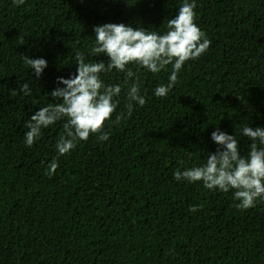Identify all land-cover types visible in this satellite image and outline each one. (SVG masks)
<instances>
[{"label":"trees","instance_id":"obj_1","mask_svg":"<svg viewBox=\"0 0 264 264\" xmlns=\"http://www.w3.org/2000/svg\"><path fill=\"white\" fill-rule=\"evenodd\" d=\"M182 3L0 0V264H264V199L241 210L232 191L174 179L217 150V128L242 156L251 141L241 129L264 128V0H196L209 48L185 62L164 97L153 92L171 65L151 73L130 64L146 100L130 116L124 73H102L122 89L102 129L107 141L90 134L57 160L62 120L24 144L25 122L58 102L48 94L76 72L77 53L107 63L92 52L94 26L162 34ZM26 57L47 60L39 79ZM26 82L31 95L16 94Z\"/></svg>","mask_w":264,"mask_h":264},{"label":"clouds","instance_id":"obj_2","mask_svg":"<svg viewBox=\"0 0 264 264\" xmlns=\"http://www.w3.org/2000/svg\"><path fill=\"white\" fill-rule=\"evenodd\" d=\"M12 3L19 7L25 0H12ZM196 7V0H183L176 15L167 21L166 31L162 34L124 23L94 26L95 46L92 52L97 57H106L107 63L103 60L88 62L84 55H75L73 64L76 72L68 78L58 77V86L48 94L58 102L40 107L25 122L24 127L28 129L23 138L25 146L31 148L41 138L43 129L62 120L66 122L55 144L57 160L72 151L79 141H87L90 134L100 133L99 139L107 141L109 133L102 129L116 110L114 98L121 94L122 89L119 84L106 85L101 79L102 73L113 70L124 73L128 85L129 116L133 102L141 107L146 103L140 91L139 78L128 67L130 64L151 73H159L171 65L167 84L158 85L153 92L156 97L166 96L175 86L185 62L198 59L210 46V40L195 23ZM26 63L36 79L48 67L44 58L26 57ZM21 93L31 95L27 82L16 92ZM119 119L118 116L116 122ZM241 132L251 141L246 156L240 154L239 142L234 135L217 128L211 133V140L218 145L217 150L203 165L176 172L174 179L189 183L199 181L209 190L232 191L234 200L238 201V209L254 207L257 200L264 199V128L245 126ZM57 167L56 162L51 163L46 174H54ZM190 211L195 212L197 208L192 207Z\"/></svg>","mask_w":264,"mask_h":264}]
</instances>
